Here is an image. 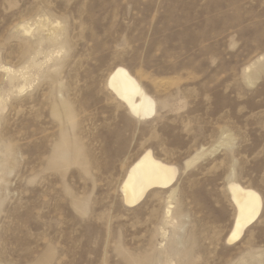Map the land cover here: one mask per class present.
<instances>
[{
    "label": "rangeland",
    "instance_id": "rangeland-1",
    "mask_svg": "<svg viewBox=\"0 0 264 264\" xmlns=\"http://www.w3.org/2000/svg\"><path fill=\"white\" fill-rule=\"evenodd\" d=\"M46 18L65 46L47 64ZM33 57L40 77L5 92L1 66ZM118 65L151 118L106 88ZM0 95V264H264V0H0ZM148 149L176 180L128 206L121 180ZM232 179L263 206L228 243Z\"/></svg>",
    "mask_w": 264,
    "mask_h": 264
},
{
    "label": "bare ground",
    "instance_id": "bare-ground-1",
    "mask_svg": "<svg viewBox=\"0 0 264 264\" xmlns=\"http://www.w3.org/2000/svg\"><path fill=\"white\" fill-rule=\"evenodd\" d=\"M49 20L50 19L46 18L45 21L49 23ZM50 23L47 24L51 25V28L47 29L50 31L48 37L55 43V46L52 47V50H48L49 53L44 56L43 62H45V64L53 60L56 61L54 54L61 55L62 52H65V46L60 43L61 40H57L60 35L59 22ZM21 28L22 31L26 33L33 31L31 25L28 23L22 24ZM40 41L43 40L40 39ZM41 66V62L36 63V58L34 57L28 61L27 65L17 70L7 66H1L2 70L7 74V88L5 92L9 94L14 91L20 92L30 87L33 82L40 77ZM106 88L110 90L127 108L128 112L138 120L149 119L155 113V98L146 90L142 82L126 67L118 65L110 71L106 79ZM3 103V96L0 95V111L5 109V107L2 109ZM63 106L70 114V108L67 102H64ZM67 149L68 145L65 142L60 144V146L58 145L55 153L57 158L67 160L69 155ZM178 171L176 165L155 157L150 149L145 150L129 165L121 180L120 191L124 204L135 206L150 190L154 188H168L176 180ZM227 189L235 208V215L226 241L228 243H233L239 240L244 235L247 228L258 219L263 206V198L254 188L245 186L233 179L228 181ZM170 213L171 207L167 206L166 214ZM238 221L239 227H237ZM233 232H236L238 239L232 236Z\"/></svg>",
    "mask_w": 264,
    "mask_h": 264
},
{
    "label": "snow or ice",
    "instance_id": "snow-or-ice-1",
    "mask_svg": "<svg viewBox=\"0 0 264 264\" xmlns=\"http://www.w3.org/2000/svg\"><path fill=\"white\" fill-rule=\"evenodd\" d=\"M237 227H239V221L237 222ZM232 236H233L234 238H237V239H238V237L236 236V232H233ZM230 242H231V240H230Z\"/></svg>",
    "mask_w": 264,
    "mask_h": 264
}]
</instances>
